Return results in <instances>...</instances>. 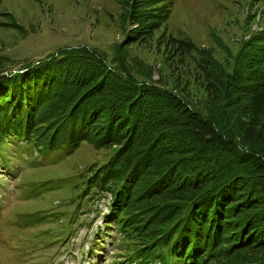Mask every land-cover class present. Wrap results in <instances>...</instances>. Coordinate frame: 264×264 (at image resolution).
I'll list each match as a JSON object with an SVG mask.
<instances>
[{"label": "trees", "instance_id": "1", "mask_svg": "<svg viewBox=\"0 0 264 264\" xmlns=\"http://www.w3.org/2000/svg\"><path fill=\"white\" fill-rule=\"evenodd\" d=\"M145 1L129 4L139 28L127 46L168 17L166 0ZM253 41L222 80L209 78L213 115L140 81L119 53L112 65L87 47L17 69L0 59V156L113 151L75 186L80 208L111 197L104 223L120 233L121 259L112 264H264V32ZM167 48L197 49L174 38ZM37 217L47 219L27 216Z\"/></svg>", "mask_w": 264, "mask_h": 264}, {"label": "rangeland", "instance_id": "2", "mask_svg": "<svg viewBox=\"0 0 264 264\" xmlns=\"http://www.w3.org/2000/svg\"><path fill=\"white\" fill-rule=\"evenodd\" d=\"M140 1L0 0V59L17 69L61 49L87 47L112 65L119 53L140 81L181 95L213 115L217 107L208 93L214 83L209 78L230 73L242 51L250 52L247 46L264 32V0H166L164 22L155 24L139 44L127 46V36L139 28L129 17V4ZM171 38L192 42L197 49L179 56L167 48ZM14 152L0 156V264L120 262V233L104 223L111 197L92 195L81 208L75 201V186L88 176L90 165L106 163L115 153L88 144L48 161L22 160ZM32 213L47 219H28Z\"/></svg>", "mask_w": 264, "mask_h": 264}]
</instances>
